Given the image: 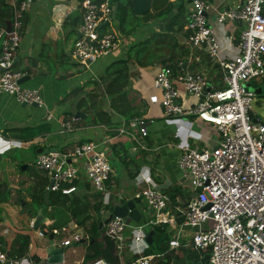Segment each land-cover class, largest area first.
<instances>
[{
    "label": "crops",
    "instance_id": "obj_1",
    "mask_svg": "<svg viewBox=\"0 0 264 264\" xmlns=\"http://www.w3.org/2000/svg\"><path fill=\"white\" fill-rule=\"evenodd\" d=\"M52 1L32 0V6L25 13L28 21L24 25L23 20L22 40L14 61V68L28 77L22 82L23 85L38 88L43 96L44 105L39 106L37 103L24 105L10 94L0 93V184H4L10 191L8 200L0 203V208H3L0 216V250L7 254L16 235L19 232L26 233L30 241L26 253L21 256V262L26 260L29 264L35 262L32 258L34 254L42 259L41 256L44 255L42 245L46 242L44 237L47 236L52 241L51 244L56 242L53 235L47 234L49 231L47 227L41 228L43 224L50 222L43 210L46 220L38 227V230L41 229L45 235L39 236L37 229L32 226L37 210L42 208L38 207L36 213H33L36 205L31 201L32 185L44 173L49 177L47 171L34 166V159L38 154L43 153V151H37L39 147L55 146L57 151L69 152L74 150L76 145L93 140L98 142L99 148L106 152L108 161L109 159L113 161V163L109 161L111 172L106 180L105 191H94L90 185L88 188L89 183L80 167L77 184H75L76 189L70 192L71 194L74 192V195L82 197L83 200L78 205L81 211H76V218L80 219L85 215L87 220L85 226L78 224L76 218L66 212L68 224L63 225L66 226L65 233L68 237L73 232H79L81 238L78 242L87 244L86 241L89 239L88 233L85 232L86 227H90L94 219L101 218L98 226L104 228V223L100 225V222L108 216L112 205L136 197L140 187L146 185L145 182H141L140 185L135 182L141 171L148 174L152 178V183L158 188L167 185L183 187L185 185L183 182L187 179L177 166L181 145L213 146L219 137L216 127L196 120L194 117L165 115L161 105L162 91L154 84L158 69L167 65H164V61L168 60L172 54L174 61L181 65V68L178 67L176 71L204 74L216 88L223 86L221 84L222 69L218 58H211L204 50L192 46L189 42L190 29L187 25V13L191 0H161V6L171 2L174 8L166 14L145 18V13L153 11V0H151L150 7L142 14L134 11L139 22L134 29L135 34L131 35L133 33L131 32L129 36L120 33L119 24L112 14L107 26L102 29L113 31L121 36L119 49L108 56L87 61V65L75 61L72 55V46L78 36L81 5L77 0H55L54 3ZM181 1L184 2L185 13L179 14L176 7ZM205 1L212 4V8L205 14L218 40L220 56L223 59L232 58L238 52V39L244 23L240 20L221 22L216 16L223 10L237 6L241 0ZM9 3L14 12L10 0ZM158 9L159 7L154 11ZM73 12L79 13V21L76 24L64 25V19ZM11 20L12 18L7 20L10 21V25ZM171 20H174L172 28ZM7 21L4 26L0 25V33L9 31L10 26L6 30ZM169 33L171 37L167 36ZM128 53H130L129 56ZM126 56H128L129 66L127 85L120 87L117 84H111L110 92H105V85L100 77L105 75L106 68L113 61ZM261 85H264V78H258L253 83L255 87ZM94 93L99 94L97 105H100V110L104 111V113L96 111L97 123L91 121L92 113L88 114L82 107L78 108L76 105L77 100L90 99L88 96L93 97ZM260 94L258 93L256 102L261 100L264 106V95L260 96ZM86 101L88 103V100ZM137 107L141 111V114L137 116L144 118L147 123L148 137H146L147 134L140 135L136 127L132 128L136 138L120 132V127L127 125L129 121L125 122L124 112L134 111ZM76 111L83 112L85 116L76 117ZM68 112L72 113L71 116L66 114ZM253 116L263 119L264 107L254 105ZM66 122L71 124L69 129L62 126ZM23 127H33V129L22 133ZM31 132L36 134L27 136ZM118 143H128L129 156L122 148L114 149L115 144ZM143 148L146 149L145 158L148 162L139 161V151ZM132 158L140 164L138 170L137 163H131ZM70 159L79 167L78 156L72 155ZM135 171L137 174L132 177ZM193 194L195 191H190L186 196L190 197ZM20 200L24 202L21 206H19ZM177 200L182 201L179 197ZM185 203L179 205L184 207ZM168 205L172 214L182 215L169 199ZM137 207L141 213L139 221L126 217L133 224L145 223L153 216L150 207L142 198ZM20 212H22L20 218H23V221L19 219ZM175 225L172 226L173 230ZM168 228L169 235L172 229ZM183 240L186 239L183 238ZM147 244L149 245L148 242ZM86 251L87 245L82 257L76 261L87 262L84 259ZM113 255L117 257V262L126 264L136 254L129 246L123 258L120 259L114 245Z\"/></svg>",
    "mask_w": 264,
    "mask_h": 264
},
{
    "label": "built area",
    "instance_id": "obj_2",
    "mask_svg": "<svg viewBox=\"0 0 264 264\" xmlns=\"http://www.w3.org/2000/svg\"><path fill=\"white\" fill-rule=\"evenodd\" d=\"M10 1L14 8L10 29L0 33V93H8L19 102H35L41 106L44 99L40 90L19 82L24 73L14 68L22 40L23 17L33 2ZM263 5L264 0H241L237 6L217 14L221 22L240 20L244 23L238 52L232 58L223 59L205 14L212 4L191 0L187 13L189 42L211 58H218L223 86L216 88L204 74L182 73L167 66L158 69L154 84L162 91L161 105L165 115L194 117L216 127L219 137L213 146L183 144L180 147L177 166L195 191L184 207L176 205L180 216L171 213L168 196L152 183V178L144 171L139 173L135 182L146 185L140 187L136 196L148 204L153 216L142 224H133L120 216H111L104 223V234L112 238L120 259L129 246L136 254L126 264H151L156 255L143 253L148 245L145 236L151 225L159 223L169 224L168 229H172L168 239L170 249L193 247L202 253L205 251L207 264H264V118L253 116L254 102L258 100L257 87L253 83L264 78ZM112 14L113 7L107 0H82L78 36L72 46L75 61L87 65V61L118 51L121 36L102 29ZM179 84L184 88L183 97H196L194 103L183 104ZM62 126L69 129L71 124L66 122ZM134 127L140 135L148 132L141 116L129 119L127 125L120 127V132L136 138ZM98 145L89 140L69 152L40 153L34 159V166L47 171L53 178L50 190L73 191L76 188L73 181L78 178L81 167L92 187L103 192L111 165L106 152ZM72 155L79 157V167L71 162ZM63 182L69 184L63 186ZM196 187H201V191H196ZM65 231L66 226H62L52 228L49 233L54 236ZM36 232L39 236L45 235L41 229ZM80 238L79 232H73L63 238L60 245H71ZM183 238L186 240L182 241ZM43 260L33 264H41ZM20 262L21 258H9L0 250V264ZM72 264L110 263L99 256L85 263L75 261Z\"/></svg>",
    "mask_w": 264,
    "mask_h": 264
},
{
    "label": "trees",
    "instance_id": "obj_3",
    "mask_svg": "<svg viewBox=\"0 0 264 264\" xmlns=\"http://www.w3.org/2000/svg\"><path fill=\"white\" fill-rule=\"evenodd\" d=\"M79 4H81L82 0H77ZM97 2L104 1V0H95ZM110 5L113 7V16L117 20L119 24V31L123 35H127L128 33H131L132 30H134L138 26V22L136 19V15L133 9L132 1L131 0H107ZM53 3L55 0L52 1ZM153 11L156 10V8L159 7L157 11H149L145 13V18L147 16H159L161 14H166L170 10L174 8V5L171 2L166 3L165 5H162L161 0H153L152 2ZM176 10L179 12V14L185 13L184 10V2L181 1L176 7ZM13 11L11 8V5L9 3V0H0V25L4 26L5 22L12 18ZM24 25L28 21V17L24 15L23 17ZM79 21V13L73 12L71 13L67 19H64L63 24L66 25V23L76 24ZM174 23V20H171V28L173 27L172 24ZM108 23H105L102 27L105 28ZM171 37V34L167 35ZM130 53H128L129 56ZM128 56L123 59H117L113 61L105 70V75L100 77L102 78L103 83L105 85V92H110L111 84H117L120 87H124L128 83ZM167 64V65H165ZM165 66H169L170 68H173L174 71L178 69V67L181 68V65H178L176 61H174V55H170L168 60L164 61ZM264 95V92H261L260 96ZM99 97V94L94 93L93 97H89L88 103L86 100L84 101H76V105L78 108L82 107L84 112H87L88 114H91V121L93 123L98 122V113L96 111H99V113H104V111L100 110V105H97V101ZM68 116H71V112L66 113ZM141 111L136 108V110H128L124 112L123 116L125 118V122H127L131 117L140 115ZM107 115V114H106ZM75 121V120H73ZM42 127V126H39ZM33 127H23L21 128L22 133L31 130ZM35 132L29 133L27 136L31 137L35 135ZM148 137V134L146 135ZM116 146L114 149L122 148L124 152L129 156L130 150L128 143H118L115 144ZM140 162L145 161L148 162V159L145 158L146 149H140ZM131 163H137L136 168L138 170V167L140 164H138L137 160H134L132 158ZM136 170V171H137ZM135 171V174H132V177H135L137 172ZM49 180L48 175L44 173L43 176L38 177V181L32 185V190L30 191L31 201L35 202V209L33 213H36V210L38 207H42L43 212H48L45 214L49 218V224H43L41 226L42 229L46 228L51 231L52 228H58L62 227L65 223L68 221L67 219H63L66 216V212H69L71 216L76 218V211H81L78 207L80 201L82 200V197H79L78 195H74L73 193H62L61 189L58 190H49L48 199L49 203L44 204V198H43V191L46 187V184ZM77 178L73 181V183L77 184ZM87 180V179H86ZM88 181V180H87ZM88 188L89 185L92 187L90 182L88 181ZM68 182H63L62 185H68ZM93 188V187H92ZM162 191H164L168 196L169 200L172 203V205L177 204H183L184 202L189 199V196L187 195L186 191L182 190L181 186L176 185H167L165 187H160ZM94 191H98L96 189H93ZM75 191V190H74ZM97 193V192H96ZM10 195V191L7 189V187L4 184H0V203L7 201ZM190 195V194H189ZM177 197H179L182 201H178ZM188 197V198H187ZM183 202V203H182ZM83 213V212H82ZM83 215L80 219L76 218V221L78 224L85 226V221L87 220V216ZM101 220V218L94 219L91 223L90 227H86L85 232L88 233V241H86L87 245V251L84 256V259L86 261L92 260L94 258H97L101 256V248L103 247L102 242V235L104 232V228H99L98 222ZM151 227L154 229V239L151 244L147 245L145 249L143 250L144 254H154L156 255L151 264H180L181 262H186L187 264H190L191 261H196L200 259L203 255H205V251L202 253L199 249L193 248V247H178L177 250H179V253L174 248H169L168 246V239L170 234L168 235L167 228L168 224L159 223V224H153ZM47 231V234L48 232ZM67 233L60 232L59 234L54 235V239L57 240L56 242L59 243ZM30 237L26 233L19 232L16 237L13 245L10 247L9 251L7 252V257L9 258H20L23 256L29 245ZM56 246V245H55ZM54 247V245H50L48 248H44V254L47 252L49 248ZM42 257V256H41ZM33 260L35 262L40 261L41 258L37 254H34L32 256ZM184 260V261H182ZM112 264H120L119 262H114Z\"/></svg>",
    "mask_w": 264,
    "mask_h": 264
},
{
    "label": "water",
    "instance_id": "obj_4",
    "mask_svg": "<svg viewBox=\"0 0 264 264\" xmlns=\"http://www.w3.org/2000/svg\"><path fill=\"white\" fill-rule=\"evenodd\" d=\"M133 9L137 14H142L145 12L151 5V0H131ZM190 1V0H189ZM6 30H8L10 26V21H7L6 23ZM28 77L25 75H22L19 78V82H24ZM252 89V88H250ZM255 92L261 93L264 92V85H261L257 88H255ZM33 105H36L35 102H33ZM22 104H26L25 102H22ZM76 117H82L85 116V114L81 111H76L75 112ZM57 147L52 146V147H39L38 152L43 151V153H47L48 151H56ZM53 174V173H52ZM53 182V178L50 177L47 186L44 188L43 192V198H44V204L49 203L48 199V194L50 190V186ZM196 191H201V187H196ZM140 202L139 197H131L126 199L123 203L119 204H114L111 207V211L108 214V216L100 222V225L108 221V219L111 216H120V217H129L134 221H139L141 219V213L137 207L138 203ZM186 204V203H185ZM46 220L45 215L42 213V208L37 210V213L34 217L32 226L35 229H38V227ZM154 229L151 228L147 231V234L145 236V240L151 244L153 239H154ZM102 241L104 243V247L101 248V256L107 260L110 264L114 263L117 261V257L113 255L114 252V243L112 238L107 235L103 234L102 236ZM68 246L66 245H61L56 248H49L47 250V257L41 264H62L63 262V254L65 247ZM208 261V255H203L200 259L196 261H191L190 264H207Z\"/></svg>",
    "mask_w": 264,
    "mask_h": 264
},
{
    "label": "rangeland",
    "instance_id": "obj_5",
    "mask_svg": "<svg viewBox=\"0 0 264 264\" xmlns=\"http://www.w3.org/2000/svg\"><path fill=\"white\" fill-rule=\"evenodd\" d=\"M132 32L133 33L131 35L135 34L136 30L135 31L132 30ZM129 35H130V33H128L126 36H129ZM179 89L182 91L181 94H182V97H183V91H184L183 85L179 84ZM195 100H196V97L194 95H190L189 97H183V104L186 106L188 103H194ZM254 105H256L257 107H261V108L264 107L262 105V101L261 100L258 101V103L254 102ZM109 161L113 163V161L111 159H109ZM183 183L185 184L182 187L183 191H186V192L193 191V190H191L190 186L188 185L187 180L184 181ZM23 203L24 202L20 200L19 206H21ZM1 210H3V208H0V216L2 215ZM43 213L47 214L48 212L44 211ZM21 214H22V212L19 213V219L21 221H23V218L22 219L20 218ZM63 219H67V216H65ZM65 224L67 225L68 221ZM65 237H67V235ZM43 239L46 241L45 244L42 245L43 249H44L46 246H49L52 241L47 236L44 237ZM85 245L86 244L84 242H77L75 244H72L71 246H66L65 250H64V264H72V263H74L76 261V259H79L80 257H82V255L84 254ZM177 252L179 253V250H177ZM45 254L42 257H44ZM182 261H184V260H182ZM21 264H29V263H28V261L23 260L21 262ZM180 264H187V263L186 262H181Z\"/></svg>",
    "mask_w": 264,
    "mask_h": 264
},
{
    "label": "clouds",
    "instance_id": "obj_6",
    "mask_svg": "<svg viewBox=\"0 0 264 264\" xmlns=\"http://www.w3.org/2000/svg\"><path fill=\"white\" fill-rule=\"evenodd\" d=\"M80 5H81V4H80ZM105 23H108V21H106ZM105 23H104V24H105ZM104 24H103V25H104ZM21 83H22V82H21ZM56 151H57V150H56ZM58 152H60V151H58ZM62 152H65V151H62ZM49 178H50V176H49ZM74 184H75V183H74ZM65 186H66V185H65ZM75 189H76V188H75ZM48 234H49V232H48ZM49 235H51V234H49ZM51 245H54V247H52V248H56V247H58V246H61V245H60V242H59V243L55 242V243H52ZM55 245H56V246H55ZM64 245H65V244H64ZM46 257H47V252H46L45 256L42 257V259L45 260ZM20 258H21V257H20ZM42 259H41V260H42ZM63 259H64V254H63ZM44 260H43V261H44ZM43 261H42V262H43ZM127 263H128V262H127Z\"/></svg>",
    "mask_w": 264,
    "mask_h": 264
}]
</instances>
